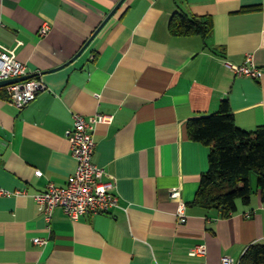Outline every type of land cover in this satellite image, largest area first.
I'll list each match as a JSON object with an SVG mask.
<instances>
[{"label":"crops","instance_id":"crops-1","mask_svg":"<svg viewBox=\"0 0 264 264\" xmlns=\"http://www.w3.org/2000/svg\"><path fill=\"white\" fill-rule=\"evenodd\" d=\"M119 1L0 0V44L45 85L22 110L0 88V188L22 192L0 196V264H238L264 244L253 176L250 204L228 218L191 205L210 148L185 129L225 100L240 129L264 125V0H126L87 43ZM175 15L210 19L211 36H174ZM249 55L259 79L226 68ZM75 114L113 115L95 127L94 163L116 182L120 207L77 221L56 208L49 221L34 195L74 174ZM199 246L206 253L191 255Z\"/></svg>","mask_w":264,"mask_h":264},{"label":"built area","instance_id":"built-area-1","mask_svg":"<svg viewBox=\"0 0 264 264\" xmlns=\"http://www.w3.org/2000/svg\"><path fill=\"white\" fill-rule=\"evenodd\" d=\"M50 31L48 24H44L40 30L41 36H46ZM226 68L239 76L259 79L262 71L252 62L251 56H247L243 65L225 63ZM29 75L27 66L17 59L14 49H8L0 44V82L18 79ZM3 89L6 91L8 102L17 109L22 110L34 102L38 94L45 89L42 80L32 78L25 81L9 84ZM113 115L97 114L86 118L80 114L73 116V127L67 132L71 142V154L76 160L77 167L74 174L69 178L65 187H57L48 184L46 189L34 195L39 209L44 213L47 220H51L56 208L62 209L71 220L77 221L86 214H108L120 207V198L116 193V182L113 179H105V171L94 163L96 142L94 140L95 127L99 123L110 124ZM41 176V173H37ZM22 192L8 191L0 188V196H17ZM178 192L172 193L175 198ZM182 223L186 222L185 205L180 203L177 209ZM46 238H35L38 245L47 244ZM191 255L205 254L206 247L199 246L191 250ZM234 260L225 257L222 264H234Z\"/></svg>","mask_w":264,"mask_h":264},{"label":"trees","instance_id":"trees-1","mask_svg":"<svg viewBox=\"0 0 264 264\" xmlns=\"http://www.w3.org/2000/svg\"><path fill=\"white\" fill-rule=\"evenodd\" d=\"M170 31L174 36L199 35L207 41L212 22L193 15H175ZM185 129L192 141L210 148L209 169L200 178L192 206L218 210L223 218L230 217L239 203L251 202V173L257 174V191L264 202V125L253 131L240 129L225 100L218 112L189 120ZM238 264H264V244L250 245Z\"/></svg>","mask_w":264,"mask_h":264},{"label":"water","instance_id":"water-1","mask_svg":"<svg viewBox=\"0 0 264 264\" xmlns=\"http://www.w3.org/2000/svg\"><path fill=\"white\" fill-rule=\"evenodd\" d=\"M126 0H120L119 3L115 6V8L110 12V14H108V16L106 17V19L104 20V22L101 24V26L95 31V33L93 34V36L91 37V39L87 42L89 43L96 35L97 33L102 29V27L107 23V21L114 15V13L119 9V7L125 2ZM87 46V44H85V46L83 47V49ZM34 76L33 75H27L18 79H12V80H7V81H2L0 82V88H4L5 86L12 84V83H16V82H20V81H25L28 79H32Z\"/></svg>","mask_w":264,"mask_h":264},{"label":"rangeland","instance_id":"rangeland-1","mask_svg":"<svg viewBox=\"0 0 264 264\" xmlns=\"http://www.w3.org/2000/svg\"><path fill=\"white\" fill-rule=\"evenodd\" d=\"M251 176H253L255 179H258V177H257V174L256 173H251L250 174ZM250 177V176H249ZM250 179V178H249ZM257 181V180H256Z\"/></svg>","mask_w":264,"mask_h":264}]
</instances>
